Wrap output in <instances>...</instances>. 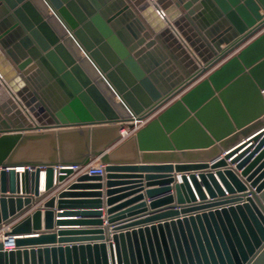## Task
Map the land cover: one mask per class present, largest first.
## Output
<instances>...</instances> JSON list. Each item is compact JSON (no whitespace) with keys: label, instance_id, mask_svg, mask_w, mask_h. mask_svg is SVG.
<instances>
[{"label":"water","instance_id":"water-1","mask_svg":"<svg viewBox=\"0 0 264 264\" xmlns=\"http://www.w3.org/2000/svg\"><path fill=\"white\" fill-rule=\"evenodd\" d=\"M0 231V264H264V0H0Z\"/></svg>","mask_w":264,"mask_h":264},{"label":"crops","instance_id":"crops-1","mask_svg":"<svg viewBox=\"0 0 264 264\" xmlns=\"http://www.w3.org/2000/svg\"><path fill=\"white\" fill-rule=\"evenodd\" d=\"M182 40V39H181ZM172 45L167 43V46L163 47V51L164 53L169 57V59L171 60V64L173 66H175L176 69H179L181 71L187 70L188 69V59L186 58V55L180 50V48L177 46V44L175 42H173L171 40ZM187 47V46H186ZM188 48V47H187ZM189 50V48H188ZM225 154V153H224ZM224 154L222 156H224ZM153 164H157V163H138L137 165H153ZM211 164V163H210ZM125 174H134L132 176H141L142 178H138V179H116V180H125V182H133V181H142V187L137 189L136 193H133L131 195H128L126 197H123L122 199H120L119 201H117L116 203H114L113 205H108L106 204V200H107V195H106V191L108 190V187L106 185H104V187L102 189H91V188H84V189H76L77 191H92V190H101L104 193L103 196V200L105 202V208L103 209L104 211L106 210V208H110L111 206H116L118 204H121L123 202H126L127 200H130L131 198H134L137 195H145V200L148 202L149 199L146 197V192L150 189L156 188V186H148V181L146 179V175L148 174L147 172H140V173H125ZM172 174L177 175L176 181L177 182H181V174L182 173H177V172H173ZM80 174H73L71 175L68 179H66L63 182H60L59 185L57 186V188L55 190H53L50 194H48L44 199H42L40 202H37L36 204H33V206L31 207V209H29L23 216H21L20 218L31 214L35 209H37L38 207L42 206L43 202L48 200L49 198H51L54 195H57L61 190L66 189V187L75 182L76 178L79 176ZM86 182H91V181H86ZM97 182V181H96ZM114 187V188H118ZM124 186H132V185H123ZM45 192L44 189H41V193ZM124 192H128V191H124ZM123 192V193H124ZM118 193L117 195L123 194ZM10 194V193H8ZM116 196V195H113ZM136 204V203H135ZM134 205H129L128 207H126L127 209L132 207ZM55 211L57 210V207L54 209ZM126 210V209H124ZM19 218V219H20ZM59 218V217H58ZM57 218V219H58ZM65 218V217H63ZM66 218H79V217H66ZM103 218L105 219L106 217L103 216ZM43 227H44V222H43ZM56 228H84V226H56ZM5 230H7V228L5 227ZM0 234H2V231L0 232ZM27 237H30V235H28Z\"/></svg>","mask_w":264,"mask_h":264},{"label":"built area","instance_id":"built-area-1","mask_svg":"<svg viewBox=\"0 0 264 264\" xmlns=\"http://www.w3.org/2000/svg\"><path fill=\"white\" fill-rule=\"evenodd\" d=\"M141 124L142 123L138 122L137 127H139ZM125 131L126 132H124V134L130 135L135 131V129H133V130L125 129ZM73 168L78 171L77 174L88 173L90 175H105V173H106L105 166L100 162L99 159L93 160L91 163H89L86 166H82V167L74 166ZM19 171L23 172L24 168L19 169ZM14 238L15 237L5 236L4 231H2V234H0V240L4 242V249L5 250L10 251V250H14L16 248Z\"/></svg>","mask_w":264,"mask_h":264},{"label":"bare ground","instance_id":"bare-ground-1","mask_svg":"<svg viewBox=\"0 0 264 264\" xmlns=\"http://www.w3.org/2000/svg\"><path fill=\"white\" fill-rule=\"evenodd\" d=\"M123 132H126V131H123ZM43 175H44V173H43Z\"/></svg>","mask_w":264,"mask_h":264}]
</instances>
